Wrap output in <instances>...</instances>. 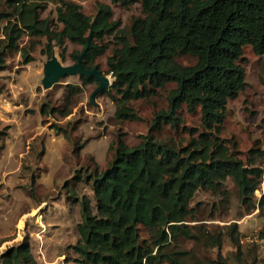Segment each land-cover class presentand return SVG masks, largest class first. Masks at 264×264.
Wrapping results in <instances>:
<instances>
[{"label": "trees", "instance_id": "16d2710c", "mask_svg": "<svg viewBox=\"0 0 264 264\" xmlns=\"http://www.w3.org/2000/svg\"><path fill=\"white\" fill-rule=\"evenodd\" d=\"M128 6L135 0H111ZM141 15L132 18L126 32L112 19L107 4H98L93 16L85 14L73 0H4L0 11L4 21L0 38V69L6 56L18 50L24 63L31 60L30 50L38 37H46L45 53L60 47L65 59V39L90 46L82 57L86 69L99 67L95 59L106 47L94 40L114 36L115 44L106 58L107 73L112 82L107 92L115 103L119 120L138 119L130 101L147 99L167 83V107L151 119L148 132L128 145L120 135L109 144L113 155L107 165L86 173L93 196L79 200L81 221L78 238L71 246L79 264H229L222 257L193 259L191 250L177 248L179 237L196 241L201 236L187 223L195 218L190 204L199 188H208L225 196L224 181L230 177L238 188L240 202L248 206L256 189L262 187L259 199L264 210V168L255 165L264 152H253L245 161L220 136L229 100L235 99L245 86L243 49L250 46L256 55L264 53V0H138ZM56 4V20L41 17L46 3ZM27 36L25 45H20ZM71 54L76 56L81 53ZM191 55L193 63L183 64L180 55ZM101 71V70H100ZM64 77V76H63ZM82 83L96 82L94 75L79 74ZM70 96L76 92L69 86ZM68 94V95H69ZM182 104L189 112L199 109L202 130L183 142L159 139L153 133L162 124L178 128V110ZM42 114L58 113L45 102ZM81 170H77L75 177ZM79 173V174H78ZM226 198V197H224ZM149 230L142 238L139 226ZM230 238L239 246L236 223L230 226ZM220 246L221 238L212 235ZM0 264H37L27 239L8 246L0 253Z\"/></svg>", "mask_w": 264, "mask_h": 264}, {"label": "rangeland", "instance_id": "374dc122", "mask_svg": "<svg viewBox=\"0 0 264 264\" xmlns=\"http://www.w3.org/2000/svg\"><path fill=\"white\" fill-rule=\"evenodd\" d=\"M82 11L93 16L98 4H107L112 19L119 21V28L127 31L133 17L141 15V4L135 0L125 6L111 0H73ZM0 0V11L6 10ZM52 20V27L60 28L56 20V4L48 2L40 13ZM4 21L0 20L1 29ZM30 50L31 60L24 63L20 51H10L6 66L0 69V253L8 246L27 239L37 264H79L71 246L78 238L77 223L81 221L79 200L82 195L90 198L92 190L83 171L104 168L113 155L109 144L118 135L128 145L136 144L141 134L148 132L151 119L159 109L167 107V92L174 86L170 82L147 99L130 101L138 119L119 120L115 117V103L105 88L90 99L98 85L82 83L78 73L67 74L49 87L42 79L52 56L62 65L75 61L71 54L81 51L82 45L64 41L65 59L61 60L60 47H52L51 57L45 53L46 37H38ZM114 36L94 40L106 47L95 59L101 72L112 82L107 73L106 58L115 44ZM23 36L20 45H25ZM246 86L239 95L229 100L226 118L220 136L238 156L246 160L253 152H264V53L256 55L250 46L243 49ZM183 64L193 63L191 55H180ZM77 89L70 96L69 86ZM69 94V95H68ZM45 102L54 108H67L62 116L40 112ZM178 128L164 123L153 133L159 139L183 142L202 130L200 112H189L182 104L178 110ZM255 165L264 168V156ZM79 176L75 177L77 170ZM225 196L208 188H199L191 205L195 218L187 223L194 233L201 236L179 237L177 248L191 250L193 259H214L217 256L229 264H264V210L259 199L262 187L256 189L248 206L240 202L238 188L232 178L224 181ZM226 197V198H224ZM27 212L26 214H23ZM236 223L239 246L230 238V226ZM142 238L148 239L149 230L138 225ZM219 234L220 246L212 243V235ZM166 264V263H165Z\"/></svg>", "mask_w": 264, "mask_h": 264}, {"label": "water", "instance_id": "95a60500", "mask_svg": "<svg viewBox=\"0 0 264 264\" xmlns=\"http://www.w3.org/2000/svg\"><path fill=\"white\" fill-rule=\"evenodd\" d=\"M90 33L88 34L86 40L87 44L85 48L81 51L80 54L76 56V61L73 64L70 65H62L55 56H52L51 60L47 63L44 70V77L42 79V83L44 87H49L53 83L57 82L61 77L66 76L67 74H85L87 76L94 75L98 80V85L91 93L90 99L92 100L94 95L98 93L99 91L108 88L109 79L106 75H104L100 70H98L96 67H93L92 69H86L83 67L81 61L82 57L85 53V50L87 47L90 46Z\"/></svg>", "mask_w": 264, "mask_h": 264}, {"label": "crops", "instance_id": "0c3cea01", "mask_svg": "<svg viewBox=\"0 0 264 264\" xmlns=\"http://www.w3.org/2000/svg\"><path fill=\"white\" fill-rule=\"evenodd\" d=\"M27 212L23 213V214H26Z\"/></svg>", "mask_w": 264, "mask_h": 264}]
</instances>
